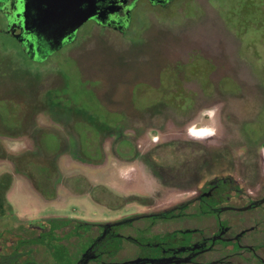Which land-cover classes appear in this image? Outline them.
Returning <instances> with one entry per match:
<instances>
[{"label": "rangeland", "instance_id": "rangeland-1", "mask_svg": "<svg viewBox=\"0 0 264 264\" xmlns=\"http://www.w3.org/2000/svg\"><path fill=\"white\" fill-rule=\"evenodd\" d=\"M210 3L212 8L203 3L200 11L191 1L179 0L155 12L165 29L177 27L174 34H127L125 41L105 34L102 42L89 41L82 51L63 49L42 64L27 59L11 36L0 32V176L11 175L5 194L11 209L0 214V232L8 230L1 234L5 239H31L38 234L31 224L52 229L51 220L68 219L70 225L55 233L64 237L72 229L83 248L86 233L96 230L77 223L120 220L157 200L161 206L173 204L187 196L174 189L188 184L181 179L185 176L212 171L244 175L246 160L252 158L255 165L264 159V148L241 149L248 138L244 130L264 138V0ZM74 61L86 80H80ZM146 67L156 70L144 79H157L166 68L172 85H162L135 103L157 104L160 98L166 109L160 107L153 118L124 120L114 111L133 110L129 92L125 95L126 76ZM174 80L183 81V90L196 92L194 103ZM210 109L215 110L212 118ZM209 128L215 134L203 136ZM130 141L137 159L119 160L133 157ZM146 153L157 174L180 181L173 178L164 193L156 191L142 157ZM9 154L16 160L27 154L21 166L33 173L37 188L15 171L6 159ZM129 167L130 179H122L120 170ZM59 243L24 248L29 251L26 260L34 261L33 249L38 264H70L76 240L70 250L67 242ZM132 249L125 246L113 260L128 257Z\"/></svg>", "mask_w": 264, "mask_h": 264}, {"label": "flooded vegetation", "instance_id": "flooded-vegetation-1", "mask_svg": "<svg viewBox=\"0 0 264 264\" xmlns=\"http://www.w3.org/2000/svg\"><path fill=\"white\" fill-rule=\"evenodd\" d=\"M71 1V6L67 7L71 19H85L72 33L75 34L73 40L56 52L63 49L82 51L81 49L89 41L102 42V36L105 34H116L121 41H125L127 39L123 36L127 34H174L172 29L177 28L165 29L166 27L159 23L155 12L166 11L179 0ZM189 1L200 11L203 9V3L211 7L210 0ZM26 2L27 0H1L0 2V25L3 26L0 32L11 36L25 56V47L33 44L30 35L27 34H36L35 31L30 30L31 19H29L34 11L25 7ZM14 36H18L20 42ZM139 40L141 42V39ZM49 57L50 55L47 59ZM46 60L31 61L42 64ZM74 64L79 72L80 80H86L82 79L75 61ZM84 68L90 72L88 67ZM146 68L140 69L142 71L140 73V70H137L138 73L132 71L126 76L125 95L128 91L133 110L131 112L114 111L124 120L153 118L155 113H161L157 111L160 107L163 106L162 108L166 109L160 98L156 99L157 104H154V100L145 105L135 103L142 98H147L149 92L154 89H160L162 85L170 84L172 81L171 75L165 72L166 68L160 71L157 79L154 77L144 79V75L152 76L156 70L152 67ZM98 76H101L102 82V75ZM174 81L175 85L180 84V91L191 96V103H194L197 97L196 92L193 94L190 93L191 91H185L181 88L183 81ZM96 96L102 105V98L98 94ZM123 98L124 96H120L117 99L123 102ZM120 129L122 131L120 135L123 138L125 128L122 124ZM244 132L248 138L241 146L243 151L250 149L253 145L257 150L264 148V138L261 140L258 137L261 134L254 135L248 130ZM196 134L202 135L204 132L198 131ZM206 135L208 134L203 136ZM130 143L133 147L132 141ZM100 148L102 153L101 140ZM133 150L132 158L127 160L118 157L119 160L135 161L139 154L135 152L134 147ZM142 157L144 162L146 159L152 162L148 153ZM252 163V158L246 160L245 165L249 169L244 175L212 171L209 174L197 173L181 178L188 180V184L178 185L174 189L187 194L185 198L167 206L159 205L156 203L158 200L148 205L144 204L145 211L116 220L113 226L100 223L94 228L96 234L90 235L92 229L86 233L84 236L86 245L83 248L80 247L79 239L72 233V229L61 237L43 223L31 224L38 234L31 239L18 240L16 243L1 235L3 231H8L4 229L0 232V264H38L36 255L32 252L33 249L30 254L34 257V261L26 260L28 258L26 252L29 251L24 248L31 247L33 244H43L44 248H48L46 242L59 241V244L67 242L70 250L72 239H75L77 243L76 252L70 264H264V159L261 158L255 165ZM203 167L200 166L199 172ZM153 177L155 189L161 193L169 189L173 178H178L180 181L179 177L170 179L171 177L162 174L153 173ZM140 222L143 223L142 226L138 225ZM130 229L131 234L128 233ZM110 240L119 242V249L115 255H111L112 250L108 247ZM6 242H10V245L6 246ZM125 246L133 248L132 254L120 260H113L125 250Z\"/></svg>", "mask_w": 264, "mask_h": 264}, {"label": "water", "instance_id": "water-1", "mask_svg": "<svg viewBox=\"0 0 264 264\" xmlns=\"http://www.w3.org/2000/svg\"><path fill=\"white\" fill-rule=\"evenodd\" d=\"M27 2L25 7L34 11L33 15L29 16L30 30L35 31L36 34H27L30 35L33 44L25 47V53L30 61L42 62L73 40L75 34L72 33L85 18L71 19L67 9L69 5L71 6V0H27ZM14 37L20 42L18 36Z\"/></svg>", "mask_w": 264, "mask_h": 264}, {"label": "trees", "instance_id": "trees-1", "mask_svg": "<svg viewBox=\"0 0 264 264\" xmlns=\"http://www.w3.org/2000/svg\"><path fill=\"white\" fill-rule=\"evenodd\" d=\"M39 144L41 145L40 147H42V144L40 143V141H39ZM42 149H43V147H42ZM26 156H27V154H23V155H21L19 157L18 160H16L17 158L14 157V155H10L9 154V158H6L7 156H5L2 159H4V158L8 159L14 165L15 171L18 172V173H22V174L28 176V178L30 179L32 185L35 188H37V180L33 176V173L32 172H29V171H27L25 169H23L22 166H21L22 158H25ZM28 163H35V162L27 161V164ZM145 164H146L147 168L152 171V173H156L157 174V172H155L154 171V168H153L154 165H156L154 162H151V161H149V160L146 159ZM27 167L28 168H26V169H29L31 167V165H28ZM45 167H48V166H45ZM53 168H55L54 165H53ZM10 182H11V175L10 174H1V176H0V214L3 213L6 209H11V206L8 204V202L5 199V194H6L7 190H8V188H9ZM39 192L41 194H43V191L40 188H39ZM50 222L55 223L52 226V229L51 230L52 231H58V230H61L64 227L69 226L70 223H71V220H68V219H59V220H51ZM111 222L112 223H110V222L102 223V225L108 224V226H113L112 224H113L114 221H111ZM77 224L78 225L85 224L89 228L90 227L92 228L94 226L95 227H98L100 225V224H97V225H95V224H89V223H85V222L77 223ZM108 245H109L108 247L112 250L111 255H115L117 249H119V242H117L116 240H110L108 242Z\"/></svg>", "mask_w": 264, "mask_h": 264}, {"label": "clouds", "instance_id": "clouds-1", "mask_svg": "<svg viewBox=\"0 0 264 264\" xmlns=\"http://www.w3.org/2000/svg\"><path fill=\"white\" fill-rule=\"evenodd\" d=\"M207 115L209 118H212L215 116V110L210 109L207 110ZM208 135H214L215 134V129L214 128H209L206 130ZM132 171V169L129 167L127 169H121L120 170V176L122 179H130L129 173Z\"/></svg>", "mask_w": 264, "mask_h": 264}]
</instances>
